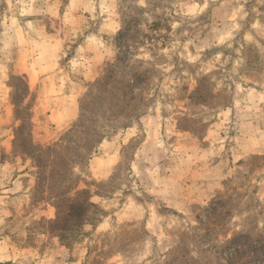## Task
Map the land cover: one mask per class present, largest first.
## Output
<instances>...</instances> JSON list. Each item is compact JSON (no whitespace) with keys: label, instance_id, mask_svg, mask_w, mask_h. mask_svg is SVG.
Segmentation results:
<instances>
[{"label":"rangeland","instance_id":"374dc122","mask_svg":"<svg viewBox=\"0 0 264 264\" xmlns=\"http://www.w3.org/2000/svg\"><path fill=\"white\" fill-rule=\"evenodd\" d=\"M0 264H264V0H0Z\"/></svg>","mask_w":264,"mask_h":264},{"label":"trees","instance_id":"16d2710c","mask_svg":"<svg viewBox=\"0 0 264 264\" xmlns=\"http://www.w3.org/2000/svg\"><path fill=\"white\" fill-rule=\"evenodd\" d=\"M124 81V79H122ZM131 87L128 86V90ZM133 93V91H129ZM84 106H82V113L84 111ZM88 112H93V110L89 109ZM87 118L80 119L76 125H74L72 131L70 133L73 134L74 140L67 138H63L61 141H57L52 145L47 146H35L34 143L31 146L35 147L39 150V152L50 153L56 152L57 150H62L66 152L68 155L67 158L64 159L62 166V171L58 172L56 170H51L45 175L44 182L47 183V187L49 190H55V187H60V191L56 190L55 198L57 199L56 207H57V217L52 221L56 224L61 231L58 234L62 243L69 245L71 238L77 237L73 236V229L80 228L84 225V214L88 207L93 206L95 203L91 200L90 195H88L85 199L83 197L84 194H88L89 191L84 188H78L77 183H75L74 187H70L72 182L74 184V180L71 175H68V171L73 166L72 163L74 161V157L81 155L84 150L92 149L99 140V130L97 126H94V123L83 122ZM73 142L74 146H71L69 143ZM70 181L69 184H66ZM57 189V188H56ZM72 190H76L73 195H68V193L72 192ZM72 220V221H71ZM71 221V222H70ZM67 241L65 242V240Z\"/></svg>","mask_w":264,"mask_h":264},{"label":"crops","instance_id":"0c3cea01","mask_svg":"<svg viewBox=\"0 0 264 264\" xmlns=\"http://www.w3.org/2000/svg\"><path fill=\"white\" fill-rule=\"evenodd\" d=\"M96 39H100L99 38V35H95V36H92V35H88L87 37H86V40H85V46L86 45H91L92 43H94V42H96ZM62 40H63V38L61 37V36H55V38H48V40H47V43L48 44H51V45H53V46H55V47H57L55 50H56V53L55 54H58V55H60V53H59V45H62ZM103 44V43H102ZM95 45H96V43H95ZM99 49H101L99 46H98V50ZM57 55V56H58ZM53 59H58V58H51V60H53ZM60 59V58H59ZM58 59V60H59ZM19 75H25L26 76V74L25 73H23V72H21V74H19ZM27 77V76H26ZM28 80H29V83L32 81L31 79H32V75H28Z\"/></svg>","mask_w":264,"mask_h":264}]
</instances>
